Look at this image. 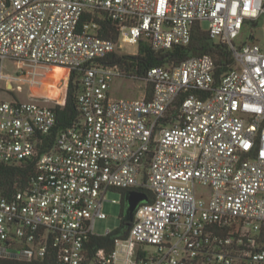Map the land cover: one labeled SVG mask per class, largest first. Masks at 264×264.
<instances>
[{"label": "built area", "instance_id": "obj_1", "mask_svg": "<svg viewBox=\"0 0 264 264\" xmlns=\"http://www.w3.org/2000/svg\"><path fill=\"white\" fill-rule=\"evenodd\" d=\"M263 15L264 0H0V91L13 99H0V163L37 162L28 189L0 194V264L51 251L58 264H264V48L235 42ZM106 19L115 40L100 34ZM196 25L230 47L226 74L208 54L153 67L143 81L102 62L145 43L188 46ZM5 61L22 75L4 74ZM42 66L82 72L81 119L44 151L56 106L35 91ZM123 79L144 94L112 98ZM27 84L29 101L11 94ZM110 191L151 200L112 250L91 254L89 237L112 233L95 232Z\"/></svg>", "mask_w": 264, "mask_h": 264}, {"label": "trees", "instance_id": "obj_2", "mask_svg": "<svg viewBox=\"0 0 264 264\" xmlns=\"http://www.w3.org/2000/svg\"><path fill=\"white\" fill-rule=\"evenodd\" d=\"M103 27L101 36L106 39H117V29L112 21L106 19L100 21ZM211 55L217 63L218 75L229 72L233 65L231 49L227 44L212 40L208 33L203 31L199 25L192 30V41L188 46H175L167 51L155 52L146 43L141 44L136 55L112 54L103 63L118 65L127 75L128 78L134 77L137 81H143L147 72L156 66H176L184 61L201 55ZM82 72L73 71L70 75L67 87L65 103L62 106H56V124L52 131L43 137L41 150H49L54 147L56 137L60 132L74 125L81 119V111L78 104V95L82 90L81 86ZM151 88L147 89L150 97ZM36 159H28L17 165H7L0 163V194L12 198L18 191L28 189L30 183L36 174ZM123 195L122 214L120 216L119 228L106 236H91L86 242L90 253L97 250H112L114 242L118 238H125L128 234L129 227L126 215V191H118ZM150 201L148 193H145ZM2 264H58L56 254L50 252L49 255L41 260L34 262L5 261Z\"/></svg>", "mask_w": 264, "mask_h": 264}, {"label": "rangeland", "instance_id": "obj_3", "mask_svg": "<svg viewBox=\"0 0 264 264\" xmlns=\"http://www.w3.org/2000/svg\"><path fill=\"white\" fill-rule=\"evenodd\" d=\"M202 28L207 29L208 24L202 23ZM252 39L259 43L264 48V15L256 22H247L240 34L236 39V44L241 45L245 42H249ZM135 50V49H132ZM29 71L35 70L34 67H27ZM41 72L47 73L45 77L44 84L35 89L39 94L47 96L49 99V104L57 106V101H62L64 105L65 98L67 94L68 81L71 74L67 75L66 70L63 67L51 66V67H39ZM4 74L17 75L21 74L22 71L15 62L5 61L3 67ZM4 87V84H3ZM15 92L11 93L18 100L26 102L29 101L28 95L31 93L32 89L29 84L24 85L23 91H17V85H14ZM144 94V86L142 83H136L132 80L123 79L114 81L110 87V95L114 99L120 98H138ZM0 99L13 100L11 95H6L3 91H0ZM56 102V103H55ZM48 104V105H49ZM121 193L118 191H110L107 196L103 210L107 215L106 220H97L95 223V232L98 235H105L107 230L112 232L116 231L120 226V216L122 214L121 205ZM115 201V203H113Z\"/></svg>", "mask_w": 264, "mask_h": 264}, {"label": "water", "instance_id": "obj_4", "mask_svg": "<svg viewBox=\"0 0 264 264\" xmlns=\"http://www.w3.org/2000/svg\"><path fill=\"white\" fill-rule=\"evenodd\" d=\"M144 201H148V197L145 193H140L137 191H129L126 194V203H127L126 215L128 218V224H127L128 227L132 225L134 213L137 206Z\"/></svg>", "mask_w": 264, "mask_h": 264}]
</instances>
